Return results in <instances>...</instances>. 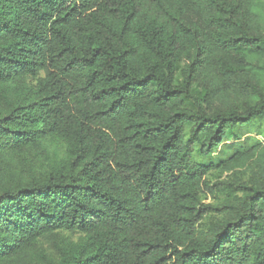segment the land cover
<instances>
[{
  "label": "trees",
  "instance_id": "16d2710c",
  "mask_svg": "<svg viewBox=\"0 0 264 264\" xmlns=\"http://www.w3.org/2000/svg\"><path fill=\"white\" fill-rule=\"evenodd\" d=\"M263 59L264 0H0V264H264Z\"/></svg>",
  "mask_w": 264,
  "mask_h": 264
},
{
  "label": "rangeland",
  "instance_id": "374dc122",
  "mask_svg": "<svg viewBox=\"0 0 264 264\" xmlns=\"http://www.w3.org/2000/svg\"><path fill=\"white\" fill-rule=\"evenodd\" d=\"M263 72H264V59L261 63ZM178 84L181 82V77L178 78ZM262 85L264 86V78ZM239 134H250L251 139L261 141L264 143V118L262 120H259L257 122H253L248 126H245L243 128H240L237 130ZM234 134H237L236 132ZM233 135H230L228 137V140L223 144L222 149H219L217 152L212 154L210 157H202L200 155L195 156V161L197 163H202V164H209V163H218L223 160L228 159L231 157V155L240 149V143L243 140V136H241L242 140H236V137H233ZM260 135V136H259ZM249 143H252L250 141ZM43 155L37 157L35 154H30L28 156H18V155H13L9 154L7 155L4 159L7 164L11 169L15 168H20L22 167L23 169L26 170L27 175H32L33 171L32 168L34 169V173L36 172H41L40 170V164L39 162L43 161ZM207 180L210 181V185L213 184H218V183H227L228 185L232 187H236L237 185L240 184H248L250 181V176L247 174V170H232L230 172H225L223 168H219L216 171L210 173L207 177ZM230 190H233L230 189ZM223 197L217 196L216 199L210 194H205L203 196V201L206 204H217L218 201H221ZM217 221L215 217H210L207 218L204 221V226H209L212 222ZM40 249L44 250L48 255L51 257L57 256V253L54 249L53 244L50 241H41L40 244Z\"/></svg>",
  "mask_w": 264,
  "mask_h": 264
}]
</instances>
